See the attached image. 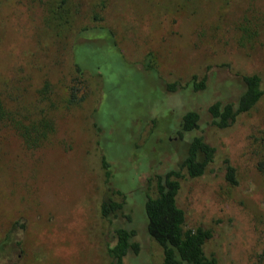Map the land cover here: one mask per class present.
Listing matches in <instances>:
<instances>
[{
  "label": "rangeland",
  "instance_id": "1",
  "mask_svg": "<svg viewBox=\"0 0 264 264\" xmlns=\"http://www.w3.org/2000/svg\"><path fill=\"white\" fill-rule=\"evenodd\" d=\"M85 29L110 33L118 52L87 49L80 76L72 48ZM246 75L264 89V0H0V264H109L103 155L130 217L116 223L140 245L124 264H162L144 191L195 137L217 152L205 176L183 181L186 229L212 230L206 253L219 264H264V96L226 130L207 109L235 102ZM193 77L208 78L203 99L186 87ZM170 84L186 89L169 95ZM189 111L201 116L192 134L181 131Z\"/></svg>",
  "mask_w": 264,
  "mask_h": 264
},
{
  "label": "trees",
  "instance_id": "2",
  "mask_svg": "<svg viewBox=\"0 0 264 264\" xmlns=\"http://www.w3.org/2000/svg\"><path fill=\"white\" fill-rule=\"evenodd\" d=\"M105 36L110 37L111 35L103 29H85L78 35L72 48V59L80 76L88 69L86 65H89V62L81 60L80 54L85 53L89 48L95 47V45H91L94 39L104 38ZM80 40H84L85 44H80ZM111 45L110 50L114 53L118 52L116 47L113 44ZM95 48L98 52L101 51L100 47L96 46ZM93 60L96 63V59L93 58ZM146 67L149 68L148 65ZM91 69L92 74L95 73L101 76L103 83H105L106 77L100 69ZM207 79L204 77L202 81H199L197 77H193L186 87L192 90L194 94L206 92L208 91ZM219 84L217 86L220 87ZM241 84V94L235 102L218 101L207 108L208 113L213 118L214 126L219 130H226L237 123L240 116L252 111L264 96L262 78L259 75L242 76ZM167 87L168 91L172 93H180L186 89V87L179 84H170ZM73 98L75 99V96ZM1 109L2 106L0 105ZM3 120H6V117L2 118L0 114V122ZM200 120L201 116L196 111H189L184 114L181 123L183 133L197 131ZM94 127L98 132L103 130L98 122L94 123ZM216 152V147L204 141L203 138H193L188 145L187 155L179 168L170 170L164 175H156L150 180L148 188L144 191L147 232L149 237L161 249L162 264H219L214 255L209 256L206 253V245L213 238L212 230L204 227L186 229V212L179 205L183 181L205 176L209 166L215 161ZM224 163L226 181L230 185L236 186L238 179L235 167L229 159H226ZM101 164L105 171L104 183L107 187V195L99 204L98 214L107 224L109 235H111L110 240L113 239L114 241V244L107 242L106 254L109 264H124L129 255H139L140 253V245L136 242L137 230L128 223L124 226L116 223L121 217L127 219H130V217L125 214V202H119L113 198L116 194L122 196V193L115 192L110 188L111 164L107 156H102ZM153 181L156 191L155 196L151 195L150 184ZM15 226L16 224L6 234L4 243L11 240L16 229ZM2 244L0 245V253L3 249Z\"/></svg>",
  "mask_w": 264,
  "mask_h": 264
},
{
  "label": "flooded vegetation",
  "instance_id": "3",
  "mask_svg": "<svg viewBox=\"0 0 264 264\" xmlns=\"http://www.w3.org/2000/svg\"><path fill=\"white\" fill-rule=\"evenodd\" d=\"M95 43H96L97 45H96ZM91 45H95V47L100 45V48H101V51H100V52H101V54H102V53H105V51H106L107 49L110 50V48H112V45H111L109 42H108V43L104 42V40H103L102 38H100V39H98V40H97V39H94V40L92 41ZM101 45H102V46H101ZM92 47H93V46H92ZM95 47H94V49H96ZM102 48H103V49H102ZM112 52H113V51H112ZM113 55H114V52H113ZM108 56H110V55L108 54ZM99 68H101V67L99 66ZM99 68H98V69H99ZM150 77H151V76H150ZM166 91H168V87H167ZM168 93H169V95H173V93L170 92V91H168ZM202 95H203V94L201 93V96H200V97L203 99V98H204V95H203V96H202ZM181 131L184 132L183 129H182V126H181ZM192 133H193V132H192ZM192 133H186V134H192ZM191 141H192V140H191ZM191 141H190V142H191ZM126 219H127V218H126ZM127 223L129 224V222H126V224H127Z\"/></svg>",
  "mask_w": 264,
  "mask_h": 264
}]
</instances>
